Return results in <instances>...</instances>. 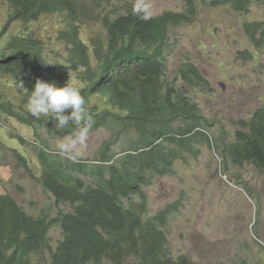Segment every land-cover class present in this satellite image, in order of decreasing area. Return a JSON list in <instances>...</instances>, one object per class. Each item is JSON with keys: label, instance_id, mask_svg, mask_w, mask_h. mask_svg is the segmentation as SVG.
Returning <instances> with one entry per match:
<instances>
[{"label": "trees", "instance_id": "obj_1", "mask_svg": "<svg viewBox=\"0 0 264 264\" xmlns=\"http://www.w3.org/2000/svg\"><path fill=\"white\" fill-rule=\"evenodd\" d=\"M185 1L187 12H166L145 21L134 16L132 8L116 12L115 6L106 5L108 0H94L93 7L79 2L81 8L75 0H9L10 17L0 42L13 24L24 29L0 46V78L22 80L26 104L19 108L8 101L0 84V114L33 128L35 135L46 129L72 134L75 125L57 129L58 121L43 115L36 118L26 108L38 79L57 87L69 83L85 100L92 120L89 132L104 129L110 136L95 160L75 161L50 150L45 139L30 142L21 134L16 136L22 145L38 149V175L18 154L20 164L54 199L57 215L50 209L30 215L13 196L0 195V264H196L167 250L163 227L179 213L182 203L169 204L150 216L145 189L157 178L175 176L176 161L185 159V153L198 159L200 145L216 148L225 169L231 164L251 165L264 172V110L240 122L237 141L223 148L227 135L223 144L214 139L201 109L180 87L183 81L210 91L209 81L190 62L182 64L173 80L168 75L174 47L171 31L193 22L198 13L197 0ZM257 1L201 0L239 14L248 13ZM54 14L64 16L66 30L59 32L58 40L66 45L68 55L60 64H45L52 62L44 44L27 29ZM83 17L100 21L104 33L90 44L83 37ZM245 32L255 46L263 43V23H247ZM260 33L263 40L258 39ZM71 76L77 84H72ZM53 227L63 233L56 248L50 236Z\"/></svg>", "mask_w": 264, "mask_h": 264}, {"label": "rangeland", "instance_id": "obj_2", "mask_svg": "<svg viewBox=\"0 0 264 264\" xmlns=\"http://www.w3.org/2000/svg\"><path fill=\"white\" fill-rule=\"evenodd\" d=\"M75 1L77 8H81L79 2L83 1L89 7L95 6L94 0ZM108 1L106 5L115 6L119 13L133 9L135 3V0ZM97 2L102 3V0ZM147 3L151 17L188 11L185 0H147ZM197 4L194 21L171 31L174 47L168 75L173 80L182 64L190 62L209 81L210 91L189 87L183 81L180 87L201 109L214 139L223 144V136L227 135L224 148L237 141L236 132L242 131L240 122H248L257 111L264 110V41L255 46L245 32L247 23L264 24V0L257 1L248 13L242 14L224 5L213 6L201 0H197ZM97 12L107 14L105 10ZM9 17V0H0V34ZM81 21L87 43L104 34L100 21H91L88 17ZM23 29L21 24H13L0 46L10 36L21 34ZM64 30V16L54 14L41 17L27 32H33L44 44L47 59L60 64L68 55L66 45L58 40L59 32ZM258 39L263 40L261 33ZM15 82L8 76L0 78L1 91L7 100L20 108L26 104L25 92L16 88ZM71 82L78 83L74 76ZM4 116L0 114L3 125L0 129V195L10 194L30 215H38L44 209L57 215L54 199L33 179L30 169L20 164L18 154L28 159L30 168L38 175V149L22 145L15 138L21 134L30 142L45 139L50 150L58 151L57 144L70 139L72 134L51 133L46 129L35 135L33 128ZM109 136L104 129L89 132L87 142L78 148L79 157L95 160ZM199 149L198 159L185 153V159L176 161L175 176L157 178L153 186L145 189L150 216L158 215L169 204L182 203L179 213L163 227L168 252L174 257L188 256L196 264H238L240 260H246L247 264H264V172L251 165L238 168L231 164L225 169L216 148L200 145ZM50 236L56 248L63 239L62 230L53 227Z\"/></svg>", "mask_w": 264, "mask_h": 264}, {"label": "clouds", "instance_id": "obj_3", "mask_svg": "<svg viewBox=\"0 0 264 264\" xmlns=\"http://www.w3.org/2000/svg\"><path fill=\"white\" fill-rule=\"evenodd\" d=\"M132 12L134 16L145 21L151 19L150 6L147 0H135ZM14 86L24 89L22 80L19 83L16 81ZM84 106L85 100L75 86L67 83L63 87H57L55 83H48L39 79L35 82L27 100V110L31 115L36 118L42 115L50 116L48 120L58 121L55 123L57 129L63 130L69 125H75L76 130L72 132L71 138L57 144L58 155L73 161L79 158L78 148L87 142L88 132L92 127V120L87 116ZM69 109H71L70 114L67 113Z\"/></svg>", "mask_w": 264, "mask_h": 264}]
</instances>
